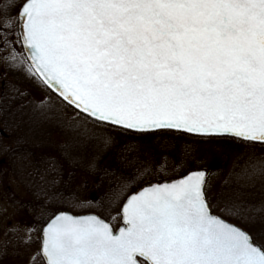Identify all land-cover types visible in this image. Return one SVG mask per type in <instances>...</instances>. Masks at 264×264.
Returning <instances> with one entry per match:
<instances>
[{"label": "snow or ice", "instance_id": "6c2138e0", "mask_svg": "<svg viewBox=\"0 0 264 264\" xmlns=\"http://www.w3.org/2000/svg\"><path fill=\"white\" fill-rule=\"evenodd\" d=\"M0 65L54 91L73 126L115 150L122 166L138 147L107 129L264 146V0H0ZM11 91L29 95L17 84ZM175 150L167 144L162 162L119 183L114 216L44 210L45 264H264L252 231L264 236V207L236 192L217 215L205 170L150 179ZM250 167L264 177V162Z\"/></svg>", "mask_w": 264, "mask_h": 264}, {"label": "rangeland", "instance_id": "374dc122", "mask_svg": "<svg viewBox=\"0 0 264 264\" xmlns=\"http://www.w3.org/2000/svg\"><path fill=\"white\" fill-rule=\"evenodd\" d=\"M13 84L26 88L29 95L12 98L11 86ZM0 97H2L0 98V230L2 232L0 235V264H45V260L40 254L41 230L44 225H41V217L30 215V211H32L30 203H27L30 211L24 207V203L30 197L26 191L27 187L36 186L39 189V187L51 186L55 179L54 176L64 170L62 176L68 185L65 189L69 193L67 203L76 200L83 204L87 202L99 204L107 191L105 186L107 182H105L102 171L98 172L101 176L96 177L91 175L88 170L82 172L76 167L75 171L68 170L67 159L69 156L70 160L74 157L77 158L76 155H81L85 146L80 145L77 148L75 147L77 145H74L71 150H68V144L59 146L57 142L64 143L67 138L68 133L64 130L71 129L73 131L76 128L72 140L81 137L78 134L87 135L92 132L86 131L84 127L73 126L69 117L74 113L71 109L62 108L57 96L53 95L49 89L36 81H26L22 70L8 69L5 71L0 65ZM42 99L50 107H43ZM9 100L14 101L11 107H15L17 111L11 112L6 108L7 104L5 103H9ZM6 110L10 116L6 115ZM19 121L22 122V125ZM92 127V125L87 126L88 129H92ZM34 129L37 132H33ZM57 129H61V131L56 132ZM4 130L8 134L7 137L2 135ZM44 131L50 134L55 132L52 141L55 140L56 145L50 149L44 147L48 154L41 156L43 147H40V141L36 146L23 142L21 138L25 134L34 138L32 134H35L40 140ZM107 132L115 136L120 143L133 144L138 147L137 152L129 153L130 162L125 166L127 169L130 167L137 169L140 164L151 167L153 161L162 162L166 145L174 143L176 150L171 153L173 164L163 170L154 171L150 179H168L181 169H185L186 172L198 168L206 169L208 171L206 186L209 199L218 213H223V201L230 199L236 192H243L250 205L251 202L254 203L252 200L259 199L261 203V198H264V177L259 174L248 177L252 170L251 165L264 162V146L258 143L249 147L236 140L210 139L197 140L196 143L188 144L183 141H175L170 137L143 138L140 139L141 141L134 137H127L128 139L121 142L122 140L120 141L119 138L121 139L122 135L119 131L111 129ZM71 144L72 142H70V146ZM185 145L190 149L191 155L182 158L180 149ZM57 147H63L66 150L58 151ZM84 152L87 153V150ZM97 153L99 154L97 159L102 158L104 166H106V174L116 168L115 150L109 154L102 146ZM27 157L29 160L33 159L35 170L33 173L27 172L26 176L21 173L16 176L14 169L12 171V166L20 165ZM45 158H48L51 163L55 162L54 171H50L53 170V167L49 171L47 169L40 170L39 165ZM73 163H77L75 159ZM244 181H249V183L245 185ZM61 184L64 186L63 182ZM252 230L258 242H264V236L257 233L259 229ZM29 234L31 239L25 242Z\"/></svg>", "mask_w": 264, "mask_h": 264}, {"label": "trees", "instance_id": "16d2710c", "mask_svg": "<svg viewBox=\"0 0 264 264\" xmlns=\"http://www.w3.org/2000/svg\"><path fill=\"white\" fill-rule=\"evenodd\" d=\"M13 102L14 101L9 100V103L8 102L5 103V104H7L6 108L11 112L17 111V109L15 107H11V104ZM8 110H6V115L10 116V113L8 112ZM34 111H35V108H34ZM11 119H14V118H11ZM14 120H16V119H14ZM19 122H21V121H19ZM19 122H17L18 125H19ZM21 125H22V122H21ZM74 129H76V128H74ZM74 129H73V131L71 129L64 130V131H67V133H68L66 135L67 138H65L66 141L64 143H58L57 142V144L59 146H64V145L68 144V150H71V147L74 145H77V146H75L77 148L80 145L85 146V148L82 150V154L79 156L76 155L77 158L74 157V159L77 163L74 164L73 163L74 159L70 160V156H69V158L67 159V164L69 167L68 170L72 169L73 171H75V167H76V168L81 169L82 172L88 170L91 175L96 176V177L101 176L98 172L102 171V175H104L105 182H107V183H105L107 191L104 194L103 199H101V198H100L101 200L99 199L100 200L99 204H95L92 202H87V203L83 204V203H78L76 200L71 201L70 203H67V200L69 198V197L67 198V195H69V193H67V190L65 189L66 187H68V185H67V183H65L64 176H62V173L65 172L64 170H61L60 172H58L57 176H54V178H55L54 180L58 181V183L55 185V187L53 185H51V186L47 185V186H44L42 188L39 187V189L36 186L27 187L26 191L28 192L30 197H29V200L24 203V207L29 211H30V209H32V211H30L31 212L30 215L32 217H33V215H35V216L38 215L39 217L42 218L41 225H44L45 222L50 218L49 213L47 211H44L46 209L47 210H55L56 208H61L63 210L67 209L68 211H71L73 213H78V214L96 212V213H99V215H101L104 218H109L110 216L116 215L115 213L118 209V205L110 204V199L112 197V193L118 187L119 183L123 179L135 176V174H136L135 168L130 167L129 169H127L125 166H121L119 164V162L117 161V159L115 162L117 164L116 168H114L113 170H110V172L108 174H106L105 173L106 166H104L105 164L103 163L102 158H100L99 160L97 159L98 155H99L97 153V151L102 147V144L100 143L99 139L96 138L91 133H88L87 135L78 134L81 137H76L75 140H72V138H74V133H73ZM107 130L109 131L111 129H107ZM59 131H61V129H57L56 132H59ZM33 132H37V131L34 129ZM119 133L122 135V138L121 139L119 138L120 141L122 140L121 142H124L126 139H128L127 137H134L138 141H141L140 139H143V138L154 139L156 137H161V138L169 137L167 134H165L162 137L160 135H136L133 133L125 134V133H122L120 131H119ZM54 134H55V132L50 134V133H45V131H44L42 133L43 136H41L40 140H39V138H37L38 136L35 134H32V135H34V138H31L28 134H25V135H23V138H21V139L23 142H26L27 144H32V145H36V146H38V143H39L38 141H40L41 145L40 144L39 145L41 148L43 147L41 150L42 151L41 156L42 155L45 156L48 153L46 150H44V147L47 149H50V147H53L54 145H56L55 140L52 141ZM2 135L4 137H7L8 134L4 130V131H2ZM72 135H73V137H72ZM78 138L79 139L82 138V139L79 140ZM170 138H173L175 141L177 140L178 142H180V141L181 142L183 141L185 143L187 142L188 144L196 143V142H198L197 140L218 139V138H202L201 136H195V135H190V134H185L182 136H171ZM226 140H228V139H226ZM229 140L232 141L233 139H229ZM73 141H75V142L73 143ZM48 142H49V144H48ZM70 142H72L71 146H70ZM57 149H58V151L59 150H61V151L66 150L63 147H57ZM84 150L85 151L87 150V153H85V152L83 153ZM105 151L106 152L108 151L109 154H110V152H114V150H105ZM115 158H116V156H115ZM22 162L23 163H21L18 166H12V171L14 169L15 175L19 176L21 173V174L26 176L27 172L33 173V171L35 170L34 165H33V159L29 160L27 157ZM50 163L51 162L49 161L48 158L43 159V162L39 165V167L41 168L40 170L43 171V170L47 169L49 171L51 168V166H49ZM71 164H73V165H71ZM50 171L52 172V171H54V169L50 170ZM185 172H186L185 169H181V171H178L175 174H173L171 176V178L175 177L176 175H182ZM250 176L251 175H249L248 177H250ZM249 181H246V182L244 181L245 185L248 184ZM61 182H63L64 186L61 184ZM144 183H145V181L142 179L137 180V182L132 186V188L130 190L134 191L135 189H137L139 186L143 185ZM239 190H242V189H239ZM53 192L59 193L60 195L55 200H50L49 196H51ZM15 199H18V198H15ZM261 200H262L261 203L259 202V199L252 200L254 203L251 202V205L254 206L255 208L264 207V198H261ZM257 202H259V204H257ZM27 203L31 204L30 209H29V205ZM213 208H214V206H213ZM42 212H44L43 215L41 214ZM220 214H222V213H220ZM0 220H1V218H0ZM233 222L238 223V224L241 223L239 220H233ZM1 233L2 232L0 230V235H1ZM257 233L259 234V230L257 231ZM253 234L255 235L254 232H253Z\"/></svg>", "mask_w": 264, "mask_h": 264}, {"label": "water", "instance_id": "95a60500", "mask_svg": "<svg viewBox=\"0 0 264 264\" xmlns=\"http://www.w3.org/2000/svg\"><path fill=\"white\" fill-rule=\"evenodd\" d=\"M51 90V89H50ZM52 91V90H51ZM53 93H55L54 91H52ZM56 94V93H55ZM57 95V94H56ZM192 135H197V134H192ZM199 136V135H198ZM196 170H205L206 171V173H207V175H206V180H207V177H208V171L206 170V169H202V168H198V169H193V170H190V171H196ZM190 171H188L187 173H185V174H183V175H181V176H178V177H175V178H171V179H166V180H156V181H159V182H170V181H172V180H175V179H180L181 177H183V176H186ZM144 185V184H143ZM141 187V186H140ZM139 187V188H140ZM139 188H137L136 190H138ZM70 212V211H69ZM215 212V211H214ZM71 214H74V215H89V214H96V215H99V214H97V213H93V212H91V213H82V214H75V213H72V212H70ZM216 213V212H215ZM217 214V213H216ZM217 215H219V214H217ZM103 218V217H102ZM45 226V225H44ZM41 244H42V233H41Z\"/></svg>", "mask_w": 264, "mask_h": 264}]
</instances>
